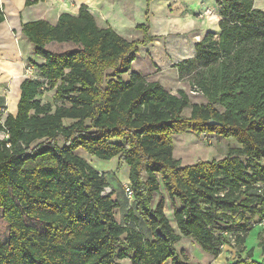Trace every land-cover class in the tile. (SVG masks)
<instances>
[{
	"label": "trees",
	"instance_id": "obj_1",
	"mask_svg": "<svg viewBox=\"0 0 264 264\" xmlns=\"http://www.w3.org/2000/svg\"><path fill=\"white\" fill-rule=\"evenodd\" d=\"M215 3L218 31L205 32L194 56L174 65L205 103L132 70L140 45L155 39L148 23L136 26L141 38L129 40L81 4L55 23L21 24L42 62L20 83L16 115L0 123V216L8 226L0 264H192L175 247L183 237L214 257L235 246L231 264H264V236L260 259L245 247L264 219V11L254 0ZM68 43L75 47H48ZM48 89L59 105L41 100ZM185 132L231 137L238 146L220 159L182 165L172 139ZM79 148L126 164L132 198L122 191V205L113 199L105 174ZM106 186L111 191L102 194Z\"/></svg>",
	"mask_w": 264,
	"mask_h": 264
},
{
	"label": "rangeland",
	"instance_id": "obj_2",
	"mask_svg": "<svg viewBox=\"0 0 264 264\" xmlns=\"http://www.w3.org/2000/svg\"><path fill=\"white\" fill-rule=\"evenodd\" d=\"M215 0H212L214 4ZM131 7H133L132 18L136 22V26L140 24H147L149 28L151 25L154 28H158V25L162 27L164 24H173L174 27H178L186 20V17L190 13L196 11L198 3L207 4V0H129ZM256 7L264 11V0H255ZM203 7L197 13L198 17L209 18L210 23L218 17L217 6ZM215 7V8H214ZM255 7V6H254ZM190 13V14H191ZM132 20V19H131ZM148 20V22H147ZM151 20V22H150ZM161 22L160 24H158ZM102 25V23H99ZM182 26V25H181ZM217 31V30H215ZM175 32V31H172ZM190 34V35H189ZM152 35V33H149ZM157 41L154 44L150 42L146 46L140 45L139 50L136 53V58L133 61L132 70L140 72V74L147 80H157L168 91L176 93L178 89H183L187 92L191 103H205L206 98L201 92L194 90L188 83L187 78H180L175 68V63L185 59L189 54L193 41H198L202 35L190 31L189 33H174L172 35H154ZM142 37V31L139 29H132L129 33V39H139ZM190 45V47H189ZM54 51H63L68 48H73V44H50L48 46ZM175 49L181 50L176 52ZM27 74H32V71H28ZM124 79H127L128 74H124ZM54 90H45L41 96L43 102H50L52 105H59L61 102L56 101L53 98ZM190 113V107L183 110L184 115ZM70 122L65 120V123ZM173 155L180 163L191 164L197 160H213L220 159L225 156L229 147H237V142L231 137H223L217 134L201 133L196 134L194 132H185L181 134L173 135ZM77 153L84 157L95 169L105 174L110 186L114 189L112 194L113 199L123 201V185L128 181V166L124 163H120L118 157L111 159H101L94 155L88 154L82 148L77 150ZM123 191V192H122ZM108 192V191H107ZM159 193L163 195L165 199L164 211L171 218V223L174 224L172 219V204L168 199L164 188L161 186ZM159 194L154 196L153 204L158 200ZM25 221L38 228L43 229V224L35 219L25 217ZM261 227L258 225L251 230L246 238V249H252L253 258L260 259L261 251L258 245L259 234L264 236V231H260ZM8 235L7 223L0 216V236L2 239H6ZM178 251L182 250L187 255L188 260L192 264H231L238 257L235 246H225L221 253L214 257L211 254L203 251L201 247L194 243L191 239L181 238L175 245ZM236 251V252H235ZM244 251V250H243ZM239 251L241 256H244V252ZM123 264H128L129 260H121ZM165 264H171L170 260Z\"/></svg>",
	"mask_w": 264,
	"mask_h": 264
},
{
	"label": "crops",
	"instance_id": "obj_3",
	"mask_svg": "<svg viewBox=\"0 0 264 264\" xmlns=\"http://www.w3.org/2000/svg\"><path fill=\"white\" fill-rule=\"evenodd\" d=\"M25 1L0 0V10L3 14V20L0 22V123L8 115H16L21 92L20 83L24 78L36 75L34 65L42 62V59L34 53L32 43L21 32L23 22L45 19L55 23L61 13L76 14L80 5L85 4L95 16L97 23H102V25L99 24L100 26H111L126 39H129L132 29H137L136 22L131 17L133 7L129 0H38L29 5H26ZM207 1H209L207 4L198 3L194 13L189 11L191 14L189 13L186 20H183L182 26L175 28L173 24H164L162 27L158 25V28L153 29L151 25L149 33L153 36H168L177 32L195 31L203 36L208 30L218 31V19L211 21V24L209 18L197 16L201 8L211 7L213 4L212 0ZM256 3L254 0L255 7H261L262 4L257 5ZM213 6H216L215 1ZM158 38L155 37L154 41ZM154 41L151 44H154ZM195 43L196 41L192 42L189 54L185 58L194 56ZM175 51L180 52L181 50L175 49ZM28 71H32V74H27ZM5 137L6 132L0 130V139Z\"/></svg>",
	"mask_w": 264,
	"mask_h": 264
},
{
	"label": "built area",
	"instance_id": "obj_4",
	"mask_svg": "<svg viewBox=\"0 0 264 264\" xmlns=\"http://www.w3.org/2000/svg\"><path fill=\"white\" fill-rule=\"evenodd\" d=\"M0 121H1V119H0ZM1 123H3V121H2ZM123 187H124V193H125L126 197H127L128 199H131V198H132V189H131V187H130L128 181L123 185ZM107 191H108V192L111 191L110 186H106V187H104V189H103V191H102V194H106V193H108ZM259 224H260V225H264V219H263Z\"/></svg>",
	"mask_w": 264,
	"mask_h": 264
},
{
	"label": "water",
	"instance_id": "obj_5",
	"mask_svg": "<svg viewBox=\"0 0 264 264\" xmlns=\"http://www.w3.org/2000/svg\"><path fill=\"white\" fill-rule=\"evenodd\" d=\"M216 121H214V120H210V123H215Z\"/></svg>",
	"mask_w": 264,
	"mask_h": 264
}]
</instances>
